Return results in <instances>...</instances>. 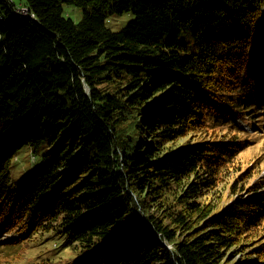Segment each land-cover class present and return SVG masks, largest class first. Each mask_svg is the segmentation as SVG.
I'll return each mask as SVG.
<instances>
[{"label":"trees","instance_id":"trees-1","mask_svg":"<svg viewBox=\"0 0 264 264\" xmlns=\"http://www.w3.org/2000/svg\"><path fill=\"white\" fill-rule=\"evenodd\" d=\"M26 2L0 0L2 264H220L238 240L241 264H264V156L238 168L250 134L229 118L256 105L264 0ZM125 13L135 21L112 31ZM180 137L192 141L160 158ZM24 148L41 165L15 183ZM160 196L174 203L163 220L149 211Z\"/></svg>","mask_w":264,"mask_h":264},{"label":"rangeland","instance_id":"rangeland-1","mask_svg":"<svg viewBox=\"0 0 264 264\" xmlns=\"http://www.w3.org/2000/svg\"><path fill=\"white\" fill-rule=\"evenodd\" d=\"M10 1L16 4L18 7H25L24 5L27 4L26 0H14V1L10 0ZM6 12L7 11H5V9L0 4V16L3 17L4 21L11 17L10 14ZM64 13L67 18H71L76 23H79L81 19L83 18V10L73 5H68V4L64 5ZM135 19L136 17L132 13L116 15L109 19L108 26L110 27L112 31L119 32L123 30L125 27H127L131 22L135 21ZM0 22H2L1 19H0ZM256 42L257 41H255V43ZM263 46H264V41L262 39L260 40L258 44L254 46L252 53H251L252 62H257L258 60H260V56L264 55ZM263 92H264V76L262 77L261 80H256L253 83V89L250 91L253 97L258 99L256 102V105L255 106L248 105L245 107L236 108V110H234L231 117H229L231 119L232 118L236 119L237 122L241 123L243 127L246 126V128H248L251 132L250 135H247L246 133L241 134V139L243 141H248L250 144H246L248 146L244 148L234 159L235 163L237 164L238 168L240 167V169H245L246 166L254 158H257L259 156H264V125H262V123H264V110L262 111V115H261V110H260V108L264 109V106L261 104L262 102H260V97L264 94ZM231 119H229V122ZM138 121L141 122L142 118L138 119ZM217 131L218 130H216V132L213 133L211 130L206 136L208 138H212L213 136L211 137L210 134L218 133ZM137 132H139V130H137ZM126 136H130V139H134L133 131L130 129L129 126L126 127ZM245 137H250L251 140L245 139ZM143 138L146 139L149 144H153V146L156 145L153 142H154V139H157V138L155 137L151 138V135L147 136L145 134ZM191 141L192 139L189 141V137H183V138L180 137V138H177L174 142H171V143L167 142V143L160 144V147H161L160 154H159L160 158L162 157L164 158L163 154H167L169 151L175 150L179 146L181 147V145L183 144L189 145ZM40 165H41L40 155L35 156V154H32V151L28 148L22 149L16 156L14 164L11 169V175H12L13 182L23 183L25 180H27L33 175L34 171ZM261 166L263 167L262 168L263 170H261L262 175H263L264 174V159H263ZM260 169L261 167L257 171H259ZM238 174L240 175V172H238ZM233 179H234V176L230 175L229 177L226 178V181L222 182L221 187H225L227 191L229 189V187L227 186L229 185V183L227 182L228 181L232 182ZM248 183H251V180H249ZM178 193H179V189L173 188L172 192L166 195V198L168 197L174 198L175 196L178 195ZM161 197L162 196H160L159 199L160 201H162L161 202L162 204L152 206L154 210L149 208V211H152L153 215H156L160 219L163 220L164 212L162 211V209L163 208L168 209L172 207L173 206L172 204L174 203L171 202L173 199L168 201L166 200V198L162 199ZM241 197L242 196L240 194H238L237 196H234L236 200ZM201 199L203 201H208L209 196L202 197ZM228 200L229 199L226 195L222 197V200L217 202L219 209L222 207L224 208L227 205ZM166 222H168V220ZM55 243L56 242L54 240L49 242V245H47L48 250L55 249L56 248ZM237 243L238 244H236L233 248H231L229 252H226L225 260L221 261L220 264H241V262H243L242 260H244L243 256L245 255V253L250 254L251 252V250L249 249L250 245L247 247V251H246V246H245L246 243H244L243 240L241 241L238 240ZM164 244L166 245L168 249L173 248L172 243L164 242ZM240 251H243V252L246 251V252H244V254L242 253L243 255L242 256ZM3 260L0 261V264H2L3 262L4 263L6 262ZM79 264H85V262L81 261V263Z\"/></svg>","mask_w":264,"mask_h":264},{"label":"built area","instance_id":"built-area-1","mask_svg":"<svg viewBox=\"0 0 264 264\" xmlns=\"http://www.w3.org/2000/svg\"><path fill=\"white\" fill-rule=\"evenodd\" d=\"M18 11H20L21 13L27 14L28 10L25 7H18Z\"/></svg>","mask_w":264,"mask_h":264},{"label":"water","instance_id":"water-1","mask_svg":"<svg viewBox=\"0 0 264 264\" xmlns=\"http://www.w3.org/2000/svg\"><path fill=\"white\" fill-rule=\"evenodd\" d=\"M88 93H90V92H89V89H88Z\"/></svg>","mask_w":264,"mask_h":264},{"label":"crops","instance_id":"crops-1","mask_svg":"<svg viewBox=\"0 0 264 264\" xmlns=\"http://www.w3.org/2000/svg\"><path fill=\"white\" fill-rule=\"evenodd\" d=\"M14 1V0H13Z\"/></svg>","mask_w":264,"mask_h":264}]
</instances>
